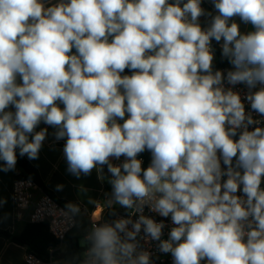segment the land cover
Instances as JSON below:
<instances>
[{
  "label": "clouds",
  "instance_id": "obj_1",
  "mask_svg": "<svg viewBox=\"0 0 264 264\" xmlns=\"http://www.w3.org/2000/svg\"><path fill=\"white\" fill-rule=\"evenodd\" d=\"M211 2L0 0V170L38 158L52 127L68 171L106 165L109 208L129 210L93 221L83 264H151L141 232L173 264H264V127L233 91L264 116V0Z\"/></svg>",
  "mask_w": 264,
  "mask_h": 264
},
{
  "label": "crops",
  "instance_id": "obj_2",
  "mask_svg": "<svg viewBox=\"0 0 264 264\" xmlns=\"http://www.w3.org/2000/svg\"><path fill=\"white\" fill-rule=\"evenodd\" d=\"M246 32L248 30L243 33ZM44 127L48 126L42 123L37 131ZM55 131L54 128L48 127V135L39 151L38 158L29 159L26 155L25 157L37 171L44 189L53 198L78 207V212L71 211L76 217V228L81 220L89 228L90 219L98 218L102 210L108 207V198L112 191L109 182L110 173L106 165L103 171L94 169L88 175L81 174L77 177L70 173L63 153L65 140H57ZM19 174L20 169L16 165L11 170H0V230H6L12 234H19L25 226L24 222L14 220L11 204V185ZM75 231L73 236L77 237ZM55 250V262L62 264L66 261L63 257L64 244L60 243ZM25 253L24 247L0 236V264H26Z\"/></svg>",
  "mask_w": 264,
  "mask_h": 264
},
{
  "label": "built area",
  "instance_id": "obj_3",
  "mask_svg": "<svg viewBox=\"0 0 264 264\" xmlns=\"http://www.w3.org/2000/svg\"><path fill=\"white\" fill-rule=\"evenodd\" d=\"M57 0H50V3H56ZM202 7L211 12L213 15L216 14L215 9L211 0H202ZM210 21V17L202 16L200 18V23L202 26L207 27ZM212 47L215 52V59L213 62L214 70L227 71L231 69V64L226 58L221 55V46L215 41L212 42ZM230 87L229 85H225ZM261 85H257L258 90ZM233 91L238 92L241 95V99L245 105V111L251 113L254 119L260 121L258 126L264 127V116H260L256 112L252 111L250 103L247 101L246 96L249 89L244 84H238L233 87ZM257 125L249 126L250 130ZM139 159L143 160V157L138 156ZM124 161V157L119 160L112 159V163L119 165ZM264 188V183L261 184ZM11 204L13 211V218L15 221H21L25 224L27 223H46L49 233L60 241L63 242L65 237L76 227L77 221L75 215L62 206L58 200L53 198L40 184L35 182L30 178H23L17 176L14 178L11 185ZM144 214L153 217L158 222L163 220L166 227L163 230L162 239H167L169 231L172 227L170 217L162 218L159 215L152 213L146 207L144 209ZM129 215V210L121 208L119 205H113L112 208L106 207L102 210L101 215L96 219H90L89 221V231L91 230L94 220H99V222H111L117 218ZM136 217L133 216V219ZM87 237V235H86ZM85 237V238H86ZM87 240V239H86ZM139 248L138 251H147L150 253L151 264H173V258L170 253H162L159 250V242L151 241L150 239L144 238L143 232L137 237ZM87 248L84 250L86 254ZM85 259V257H84ZM24 261L26 264H56L53 258V249L48 251V257L42 260L32 253L26 252L24 255ZM206 264V262H202Z\"/></svg>",
  "mask_w": 264,
  "mask_h": 264
},
{
  "label": "trees",
  "instance_id": "obj_4",
  "mask_svg": "<svg viewBox=\"0 0 264 264\" xmlns=\"http://www.w3.org/2000/svg\"><path fill=\"white\" fill-rule=\"evenodd\" d=\"M74 52L75 49H73V53ZM122 74L130 75L131 72L128 69H125V72ZM140 156L143 157L144 160L142 166L144 168L148 167L151 162V153L145 151L141 153ZM16 166L20 169V177L30 178L43 187L37 171L30 165L25 156L19 155V150H17ZM58 202L70 210V204L63 203L61 201ZM75 229L76 227L65 237L62 242V244H64L63 257L68 262L74 264H83L84 258L82 256V252H84V250L87 248L88 241L85 239V244L80 245L78 238L73 236ZM0 236L6 238L14 244L24 247L26 252L32 253L42 260L47 259L48 251L53 249V258L54 260L56 259L55 249L60 244V241L49 233L46 223H27L19 234H12L6 230H0Z\"/></svg>",
  "mask_w": 264,
  "mask_h": 264
},
{
  "label": "rangeland",
  "instance_id": "obj_5",
  "mask_svg": "<svg viewBox=\"0 0 264 264\" xmlns=\"http://www.w3.org/2000/svg\"><path fill=\"white\" fill-rule=\"evenodd\" d=\"M236 22L240 24V30L243 33L245 30L251 31L252 30V26L250 24L246 25L244 23H242L239 18H235ZM123 75V74H122ZM75 234L78 237V242L80 245H84L85 244V237L89 232V228L88 226L85 224V222L83 220L80 221L78 227L75 229ZM82 256L83 258L85 257V253L82 252ZM62 264H74L68 261H64Z\"/></svg>",
  "mask_w": 264,
  "mask_h": 264
}]
</instances>
